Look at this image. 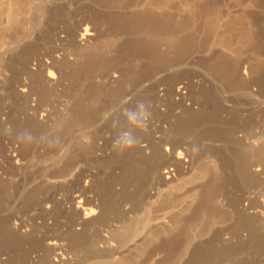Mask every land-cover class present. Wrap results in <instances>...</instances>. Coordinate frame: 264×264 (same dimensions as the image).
I'll list each match as a JSON object with an SVG mask.
<instances>
[{
  "label": "rangeland",
  "instance_id": "rangeland-1",
  "mask_svg": "<svg viewBox=\"0 0 264 264\" xmlns=\"http://www.w3.org/2000/svg\"><path fill=\"white\" fill-rule=\"evenodd\" d=\"M150 136L191 153L160 186ZM78 194L102 205L105 255ZM260 200L264 0H0V264H46L47 238L70 264H264Z\"/></svg>",
  "mask_w": 264,
  "mask_h": 264
},
{
  "label": "bare ground",
  "instance_id": "bare-ground-1",
  "mask_svg": "<svg viewBox=\"0 0 264 264\" xmlns=\"http://www.w3.org/2000/svg\"><path fill=\"white\" fill-rule=\"evenodd\" d=\"M93 29L94 28L90 29L88 27L80 29L78 28L77 35L74 40L76 45L82 47L92 41L95 36V31ZM47 78L50 80L52 85L58 84L61 80V78H59L60 80L55 79V77L50 73H48ZM108 78L109 80H113L115 76H109ZM46 117L47 115H41V118L43 119H45ZM146 143L147 144L141 146L138 151L139 154L144 158H151V156L155 155L158 156L159 160L154 165V179L156 183L159 184V186L160 184L164 185V183H169L175 178L173 168H177L176 170H179L178 172H180L182 169H186L189 167V162H191V153H189V149H187L186 147L184 148V146L182 147V145L185 144L184 142L172 144L170 142L168 143L162 137L155 138L153 136H150L148 137V140H146ZM256 170L260 169L257 168ZM251 200L252 196L250 194L242 195L240 197V200H238L239 202L236 206L238 211L246 212V204L242 202H251ZM258 204V207L261 210H264V200H260ZM71 207L76 214V225H86L87 227L91 226L93 230L97 231L98 236L95 242L96 252L103 254L108 250H112L114 248L113 244L108 241L106 235L102 234V229L98 226L97 218L101 214L102 205L96 199L85 200L78 194L73 196ZM128 208L129 207L125 205L122 206L120 209V213L126 214L129 210ZM14 228L18 229V226L14 225ZM69 232L73 236L79 234L75 229L73 231V229L71 230L69 228ZM24 235H30L29 229L24 231ZM40 240L41 250L43 251L46 264H70L71 257L67 253L65 249L66 247L62 244V242L60 243L55 238ZM34 262L35 260L32 259L31 263L34 264Z\"/></svg>",
  "mask_w": 264,
  "mask_h": 264
},
{
  "label": "clouds",
  "instance_id": "clouds-1",
  "mask_svg": "<svg viewBox=\"0 0 264 264\" xmlns=\"http://www.w3.org/2000/svg\"><path fill=\"white\" fill-rule=\"evenodd\" d=\"M143 112H144V119L147 121L148 117V110L146 108H143V102H140L139 105ZM127 116L129 119V122L132 123L134 118L136 117L137 113L131 109L127 111ZM120 139L124 140V143L121 145ZM138 142V138L133 135L132 132H127L124 134L123 138H118L117 140L114 141V147L119 148L121 151L129 150L132 149Z\"/></svg>",
  "mask_w": 264,
  "mask_h": 264
}]
</instances>
